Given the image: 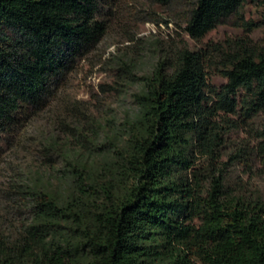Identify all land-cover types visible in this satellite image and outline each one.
I'll return each mask as SVG.
<instances>
[{"label": "trees", "instance_id": "16d2710c", "mask_svg": "<svg viewBox=\"0 0 264 264\" xmlns=\"http://www.w3.org/2000/svg\"><path fill=\"white\" fill-rule=\"evenodd\" d=\"M249 1L197 0L186 31L200 42ZM103 7V0H0V134L42 111L101 42ZM254 49L228 54L226 82L212 91V52L169 51L134 96L138 114L111 127L109 143L98 147L96 134L72 156L61 154L66 190L43 178L57 163L13 184L30 217L13 226L15 235L0 228V264H264V199L228 193L222 174L196 168L198 155L217 158L227 116L264 115V52ZM55 147L40 156L50 160Z\"/></svg>", "mask_w": 264, "mask_h": 264}, {"label": "rangeland", "instance_id": "374dc122", "mask_svg": "<svg viewBox=\"0 0 264 264\" xmlns=\"http://www.w3.org/2000/svg\"><path fill=\"white\" fill-rule=\"evenodd\" d=\"M103 3L99 18L106 22L107 31L101 42L61 80L42 111L16 131L0 134V228L6 233L15 235L13 226L20 227L30 217L29 201L12 191L13 184H28L39 176L41 165L57 163L56 168L43 172V178L48 179L50 189L66 190V185L59 181L64 169L61 154L72 156L96 134L103 135L98 147L105 140L109 143L111 127L122 126L138 114L134 96L141 91L144 78L151 75L157 62L170 55L169 51L207 48L212 52L208 69L210 91L226 82L222 72L228 54L240 46L264 52V0L247 2L200 42L186 31L190 10L197 0H103ZM243 95L245 92L241 90L238 97ZM227 118L228 132L217 158L210 161L208 156L197 154L198 173L222 174L228 193L264 199L261 137L264 115L247 118L238 111ZM53 142L56 147L46 153L50 158L47 161L40 152ZM94 153L99 154L98 148Z\"/></svg>", "mask_w": 264, "mask_h": 264}]
</instances>
